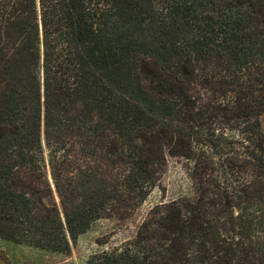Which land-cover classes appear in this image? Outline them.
Returning a JSON list of instances; mask_svg holds the SVG:
<instances>
[{
    "label": "trees",
    "instance_id": "16d2710c",
    "mask_svg": "<svg viewBox=\"0 0 264 264\" xmlns=\"http://www.w3.org/2000/svg\"><path fill=\"white\" fill-rule=\"evenodd\" d=\"M264 0H0V239L58 252L194 194L85 264H264Z\"/></svg>",
    "mask_w": 264,
    "mask_h": 264
},
{
    "label": "rangeland",
    "instance_id": "374dc122",
    "mask_svg": "<svg viewBox=\"0 0 264 264\" xmlns=\"http://www.w3.org/2000/svg\"><path fill=\"white\" fill-rule=\"evenodd\" d=\"M260 121L264 132V116ZM193 192V183L187 174L186 163L169 158L161 183L133 215L102 219L94 223L71 244L70 251L67 252L46 250L0 239V264H85L93 254L134 239L151 210L161 204L191 198Z\"/></svg>",
    "mask_w": 264,
    "mask_h": 264
}]
</instances>
